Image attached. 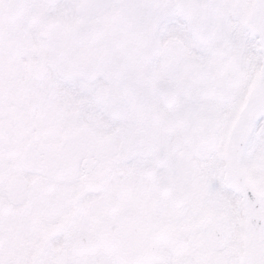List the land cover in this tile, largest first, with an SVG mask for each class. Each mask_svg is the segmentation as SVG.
<instances>
[{
  "label": "snow or ice",
  "instance_id": "1",
  "mask_svg": "<svg viewBox=\"0 0 264 264\" xmlns=\"http://www.w3.org/2000/svg\"><path fill=\"white\" fill-rule=\"evenodd\" d=\"M0 264H264V0H0Z\"/></svg>",
  "mask_w": 264,
  "mask_h": 264
}]
</instances>
